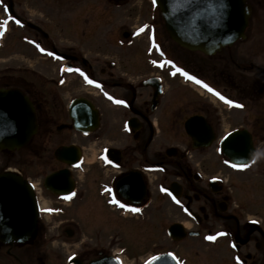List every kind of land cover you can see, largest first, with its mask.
Segmentation results:
<instances>
[{"label": "flooded vegetation", "instance_id": "1", "mask_svg": "<svg viewBox=\"0 0 264 264\" xmlns=\"http://www.w3.org/2000/svg\"><path fill=\"white\" fill-rule=\"evenodd\" d=\"M107 2L108 14L130 4L129 0ZM147 3L149 11L146 14H134L137 4L133 1L123 21L114 26L113 22L104 21L109 27L99 44L100 49H104L99 54L102 59L90 58L88 40L84 55L77 54L72 47L50 41L43 23L37 26L45 32L30 28L39 35L32 36V40L45 49L46 60L56 66V78L32 71L33 76L58 88L66 86L68 76L74 74L79 75L73 78L84 80L87 89V96H84L87 125L84 128L87 132L75 129L76 123L69 110L73 99L66 106L67 111L46 107L43 92L28 86L34 83L27 81L24 74L30 72L29 68L21 69L23 75L16 77L15 85L0 82V87L20 90L33 101L37 134L23 149L32 163L36 161L35 165L45 166L32 178L27 172H20L34 187L39 211L36 228L22 240L0 238V264H71L74 258L79 260L74 264H89L105 257H120L98 245L87 246L79 217L95 204L93 199L104 203L115 200L121 218L147 221L153 227L155 235L150 238V253L144 259L141 254L134 255L133 264H146L162 255L169 256L156 264H257L256 257L264 259V219L258 213L264 211V193L260 191V197H256L255 192L253 195L249 191V177L264 181V135H260L263 129L258 130L259 125L250 124L251 109L254 106L264 109L261 102L264 101V67L249 64V42H246V53L238 51V43L226 48L229 70L215 63V56L222 50L205 55L180 47L168 34L160 12L155 10L151 0ZM247 4L251 6V19H256L258 26L263 24L264 0H248ZM256 10L260 11L259 18H254ZM14 19L21 22L19 25L29 27L26 17L15 13ZM251 19L245 32L246 41L253 30L249 28ZM139 21L142 22L134 27ZM170 46L198 56L197 64L212 57L213 69L222 73L224 79L228 77V82L204 75L202 67L195 68L187 60L175 56ZM259 51L264 55V45H260ZM129 54L133 56L130 66L144 72L136 79L119 74L124 67L123 58L119 57ZM168 61L173 63L170 65ZM178 68L244 107L227 104L196 80L177 72ZM255 70L258 76L251 81L249 78L253 77L249 71ZM177 80L184 86L193 85L200 98L197 96L189 103L185 101L191 95L187 96L179 88L172 92L170 82ZM117 100L125 103H116ZM222 111L230 112L228 118L240 124L220 135ZM65 112L69 122L58 124L57 118L65 116ZM193 118L196 119L190 134L187 123ZM93 121L97 124L92 128ZM54 130L59 139L52 153L48 146L54 142ZM237 132L239 138L234 140L237 146L244 144L249 148V136L252 139L255 157L250 165L249 157L231 159L221 148L225 138ZM71 146H77L79 153L77 161L80 162L75 167L70 166L73 160L63 151ZM238 161L240 164H233ZM63 170L70 172H62L47 181L49 176ZM80 173L85 176L83 192H80L83 186ZM251 195L257 199L256 213L249 212ZM83 200L87 203L79 209L78 217L75 215L77 204ZM209 236L215 239L209 240ZM76 243L80 246L78 251L73 249L66 254V245ZM252 243L256 252L250 254L249 244Z\"/></svg>", "mask_w": 264, "mask_h": 264}, {"label": "rangeland", "instance_id": "2", "mask_svg": "<svg viewBox=\"0 0 264 264\" xmlns=\"http://www.w3.org/2000/svg\"><path fill=\"white\" fill-rule=\"evenodd\" d=\"M133 1L137 4L134 14H146L149 11L148 0H129V5H125L123 8L116 10L114 14H108L107 0H13V6L18 15L26 17V19L33 24L40 25V23H43L45 26L44 29L51 39L50 41L56 42L59 46L72 47L77 54L84 55V52L87 50L88 40V44L91 46L90 58L102 59V56L99 54L103 53L104 49L101 50L99 44L102 43L104 38L102 34H104L108 29L107 27H109L105 25L104 21H109V23L113 22V26L117 24V22L120 23L123 21L128 15L125 11L131 10ZM8 5V0H0V82L3 84H11L10 80L3 79V77H19L22 74L20 72L21 69L27 67L31 72L27 74L24 73L27 76V81H33L35 83L33 86L36 87L38 91L43 92L47 100L46 107L49 109H56L57 111H67L66 106L73 98L87 96L84 80L81 82L79 79L73 78L79 75L74 74L68 76L69 80L66 86L58 88L55 84L44 83L38 78L39 76H33L32 71L37 73V75L43 74L55 76L56 78V74L54 73L56 66L52 61L46 60V53L40 51L41 48L37 45L35 40H32V36H39L38 33L35 30L29 29V27L15 23L16 20L12 16H8ZM256 11L254 18H259L260 11ZM159 21L161 22V16L159 17ZM141 22L142 21H139L134 27ZM255 22L256 19H251L249 28L253 27V30L250 32L249 41L244 39L235 43L239 44V52L246 53V42H249V64L255 67H264V55L259 51L260 45H264V22L259 26L257 22ZM255 29H259V31ZM88 33L90 34L89 38L87 37ZM26 37H28V43H26ZM226 48H222L224 53H218L214 60L216 64H222L224 70H229L230 63L226 58V55L228 57ZM169 49L171 53L187 60L193 67H202L204 75L221 78L222 83L228 82V77L227 80L224 79V77H221L222 73L218 72L215 68L213 69V65H211L213 62L212 57L204 58L201 60V64H197L199 59L198 56L186 52L183 53L178 47L174 46H170ZM108 50L110 51V49ZM109 54L111 53L109 52ZM221 54H224V57H222ZM119 58H123L124 61V67L121 68L119 74L133 77L134 79L144 74L143 71L138 72L135 67L130 66V61L133 59V56L130 54L129 56L124 55ZM249 75H252L251 77L253 78L249 79L253 81L258 76V72L256 70L254 72L249 71ZM170 83L172 92H174L175 88H179L187 93V96L191 95L187 97V101L185 102L191 103L197 99V96L200 98L199 93H197L195 89L190 86L182 85L179 80L171 81ZM185 102H183V104ZM261 102L264 103V101ZM260 106L261 104L258 107ZM250 112L251 126L259 125L257 129H263L260 135H264V109L254 106V109H251ZM222 114L224 119L220 135L226 134L228 130L240 124L228 118L230 112L222 111ZM66 116L67 112H65V116L57 118V123L69 122ZM53 133L55 142L59 137L55 130ZM54 142H50L48 146V150L52 153L57 144ZM170 143L173 144L172 138L170 139ZM95 155H98V151L95 152ZM35 164L36 161L32 163L30 157H27L25 154L24 149L15 152L0 151V172H4L8 169L16 172H22L23 170L32 178L35 174H40L45 168L42 163H39L38 166ZM262 164L264 166V161ZM93 166L94 170L97 171L96 164ZM82 172L84 173L85 170ZM83 173L79 174L81 177V184H83L80 188L82 192L85 191V176ZM260 182L264 181L262 179L256 181L249 177V191L252 192L253 195L255 192L256 197H260V191L264 193V183L261 184ZM253 195L250 197L252 201H250L251 203L249 204V212L256 213L258 212V206L255 205L257 199ZM94 200L96 199H93V203L95 204L89 206L82 217H79V209L83 208L87 202L80 201L81 203L79 202L80 204H77L78 211H76L75 214L81 219L79 227L80 230H83V234L85 233L86 235L84 238L87 240V246L95 247L98 245L99 247L117 254L124 249L125 251L122 252L121 256L125 264H133L135 260L133 258L134 255L141 254V259L146 258L150 253V238L155 235V233H153V227H151L147 221L141 223L139 220H133L132 218H129L130 220L121 218L118 209L112 210L110 207L111 203H115L114 200L110 202V205L101 200L97 202ZM258 213L264 219V211L259 210ZM85 214H87V216ZM69 242L74 241L70 240ZM78 244L79 243H76V245L73 246L66 245L65 253L69 254L73 249L78 251L80 247ZM254 252H256L254 243L249 244V253L253 254ZM256 262L257 264H264V259L256 257Z\"/></svg>", "mask_w": 264, "mask_h": 264}, {"label": "water", "instance_id": "3", "mask_svg": "<svg viewBox=\"0 0 264 264\" xmlns=\"http://www.w3.org/2000/svg\"><path fill=\"white\" fill-rule=\"evenodd\" d=\"M10 1L12 9L13 3ZM154 4L158 6L166 29L175 43L206 55H213L222 48L244 39L251 15L247 0H155ZM73 104L72 117L81 127H85L87 102L78 99ZM195 119L187 123L190 134ZM95 125L96 123L93 127ZM36 131L35 109L29 98L19 91L0 88V150L21 149ZM237 138L238 132L225 140L222 147L224 154L231 159L251 158L254 150L251 138L249 137V148L244 144L237 146L238 143L234 142ZM63 151L71 154L70 158L77 159L74 148H66ZM57 175L49 176L47 181ZM37 217L38 208L33 191L26 181L14 173L0 174V238H28L36 227ZM93 264L120 263L118 260L112 262L103 259Z\"/></svg>", "mask_w": 264, "mask_h": 264}, {"label": "snow or ice", "instance_id": "4", "mask_svg": "<svg viewBox=\"0 0 264 264\" xmlns=\"http://www.w3.org/2000/svg\"><path fill=\"white\" fill-rule=\"evenodd\" d=\"M190 2V0H189ZM154 3H155V0H154ZM15 23L19 24L21 23L19 20H16ZM40 51H45V49L41 48ZM153 63H156L155 61H153ZM168 64H172L173 62L172 61H168L167 62ZM79 71V69L77 70ZM177 72H181L183 73L184 76H187L189 79L191 80H196L197 83L199 84H202L206 89H208L209 91L213 92L216 96H218L221 100H224L227 104L229 105H234L236 107H244L242 104H237L236 101L232 100V99H229L227 98L226 96L222 95L219 91L211 88L207 83H205L204 81L202 80H198L195 76H192L190 75L187 71H184L182 68H178L177 69ZM89 83H95L94 81L92 80H88ZM105 95H108V93H105ZM110 99H112L111 96H109ZM116 103H119V104H124L125 101L123 100H117ZM165 191H167V189H164ZM178 202V201H177ZM122 207H126V205H121ZM135 211H139V209H134ZM209 240H214L215 237L214 236H209L208 237Z\"/></svg>", "mask_w": 264, "mask_h": 264}, {"label": "bare ground", "instance_id": "5", "mask_svg": "<svg viewBox=\"0 0 264 264\" xmlns=\"http://www.w3.org/2000/svg\"><path fill=\"white\" fill-rule=\"evenodd\" d=\"M248 6H249V5H248ZM188 86H189V85H188ZM191 87H192L193 89L195 88L193 85H191ZM195 89H196V88H195ZM222 147H223V145H221V148H222ZM91 162H92V161H91ZM91 162H90V163H91ZM83 202H84V200H83ZM44 206H48V205L45 204ZM75 259H76V258H75ZM75 259H73V260H75ZM73 260H72V261H73Z\"/></svg>", "mask_w": 264, "mask_h": 264}]
</instances>
